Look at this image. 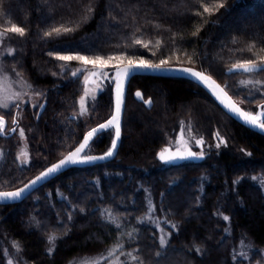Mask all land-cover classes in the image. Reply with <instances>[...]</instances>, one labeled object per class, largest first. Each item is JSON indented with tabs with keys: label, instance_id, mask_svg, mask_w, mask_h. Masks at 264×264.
Segmentation results:
<instances>
[{
	"label": "trees",
	"instance_id": "1",
	"mask_svg": "<svg viewBox=\"0 0 264 264\" xmlns=\"http://www.w3.org/2000/svg\"><path fill=\"white\" fill-rule=\"evenodd\" d=\"M220 2L218 11L198 15L205 4ZM13 25L25 35L7 32ZM62 26L73 30L45 35ZM0 30L14 48L7 65L44 99L41 111L17 109L15 125L27 131L28 166L17 162V131L0 134V190L25 184L114 110V82L107 79L90 118L79 116L85 71L72 72L92 65L59 61L50 52L122 57L108 62L111 70L141 59L194 66L246 111L264 105V71L227 72L264 57V0H0ZM133 89L151 97L152 107L133 97ZM12 113H4L7 120ZM184 121L203 139L204 158L161 161L167 132ZM113 139L112 130L101 132L87 153L107 152ZM149 206L160 226L148 219ZM159 227L167 234L164 245ZM115 245H123L125 264H264V135L190 79L135 75L112 160L71 167L21 202L0 203V264H72Z\"/></svg>",
	"mask_w": 264,
	"mask_h": 264
},
{
	"label": "snow or ice",
	"instance_id": "2",
	"mask_svg": "<svg viewBox=\"0 0 264 264\" xmlns=\"http://www.w3.org/2000/svg\"><path fill=\"white\" fill-rule=\"evenodd\" d=\"M224 4L223 2H220L218 4H213L212 6H208L207 4L204 5L203 7V12L198 13V15H203L205 13L207 14H212L214 11H218L220 8H223ZM73 29L66 28V27H57L52 29V31L46 32V36H52L53 33L59 35L62 32H70ZM7 32L17 34L19 36H24L25 35V30L23 27H19L16 25H13L11 28L7 29ZM195 35V33H193ZM4 38V33H0V40ZM136 44H142L143 47L147 48L148 45L144 44L143 41L141 40H136ZM159 45V42H157ZM251 50V49H250ZM14 50L9 48L8 52L12 53ZM261 51H264L262 49ZM50 56L55 55V58L59 61H80L85 65L91 64L93 65V68L97 69L95 71H88L87 75L84 76V83L87 86L90 82L95 83V81H92V77L96 78H106L107 73L102 71V68L107 65V63L114 58L116 59H122V57H113V56H108L107 59H105L102 56H95V57H88L84 55H60V54H54V53H49ZM168 61L167 60H161L159 64H151L148 61H145L141 59L139 63L134 62L133 60H128V67L123 68V69H117L116 71V78H117V83H116V101H115V112L112 115V117L104 124H100L98 128H92L90 131L86 133V135L83 138V142L79 144L77 148H75L74 151L69 152L67 156L64 158L60 159L58 163L53 164L51 167H49L46 171L42 172L40 175L36 176L34 180L30 182V184L25 185L23 188L14 191V192H0V200H5V199H16L19 198L23 195V193L26 190H29L31 187H34L37 183L40 181L46 179L48 176L59 172L62 168L67 167L68 164H77V163H89L92 161H95L97 159H104L107 157H111L114 154V150L117 148V142L120 139L121 135V125H120V115H121V108H122V103H123V83L126 79H128L132 73L137 69V68H150V69H159L163 65H165ZM61 67H64V65H61ZM234 69H239L244 72H254V71H264V57L260 58V63H257L255 60H247L243 63H236L233 65ZM84 71H87L86 69H78L76 71L72 72L73 76H78L81 75ZM181 71L191 75L193 78L198 79L199 81L208 84L209 87H212L215 85L213 88V91L216 89H219L220 92L224 94V96L227 98V104L226 106L229 108V110L234 113L235 115L241 117L244 119L245 122L252 124L254 126L259 127L261 130H264V112H261L259 115H253L250 111H244L242 108L237 106L235 103L231 101V97L227 96V93L224 92V89L220 87V85L216 84L215 81L211 80L210 76H207L205 73L200 72V71H195L191 68H184L181 69ZM19 75V74H18ZM55 75V73H53ZM6 79V78H5ZM252 81H241V84L247 85L251 84ZM89 96V92L87 91V88L85 89L84 96L81 97L79 103L81 105V111L80 115H84L87 112V109L84 107L85 105V98ZM136 96L138 98H142L141 93L137 92ZM92 100L95 101L96 97L93 95ZM20 99V94L19 93H12L9 94L8 88L5 86L2 91H0V109H8L11 107V102L14 100ZM223 102V101H222ZM146 103L151 106L150 101H146ZM18 107V105H16ZM262 108H264V105H261ZM15 122V121H14ZM5 120L2 115H0V134H3L2 130L5 126ZM17 129L12 128L11 131L15 132ZM107 130H112L114 132V139L111 142L110 150L106 152L104 156H92L88 155L87 152L90 149V141L94 144V137H98L101 132L107 131ZM19 134L21 136H24V130L20 129ZM217 136L219 137V134L217 133ZM180 139L184 142V148L183 151H178L177 153L173 154L171 153L170 149H164L159 153V157L161 160H164L165 162L171 163L177 159H189V158H194L197 156H203V152L197 153L191 150V148L188 145V141L184 139V129L181 128L180 132ZM221 143H226L223 141L222 138H220ZM195 144L198 146H203L204 141L203 139H195ZM217 147L220 146L218 143L216 145ZM166 153H168L166 155ZM22 155H27L26 152H23ZM225 220H228V217H224ZM115 223V221L113 220ZM119 227V225H116ZM131 235V233H129ZM49 243L54 244L57 237L55 234H52L49 236ZM160 243L161 245H164L166 243L164 235L160 236ZM19 247V245H17ZM123 245H119L117 249H114L108 253L109 256H112L115 254V251L119 250V248H122ZM51 251V249H50ZM123 254V253H122ZM128 255L131 257L133 261L138 260L139 257L132 255L131 253H128ZM243 255V253L241 254ZM108 257H101L99 259L93 260L88 262V264H101V259L106 260ZM115 264H120L119 261L115 262Z\"/></svg>",
	"mask_w": 264,
	"mask_h": 264
},
{
	"label": "rangeland",
	"instance_id": "3",
	"mask_svg": "<svg viewBox=\"0 0 264 264\" xmlns=\"http://www.w3.org/2000/svg\"><path fill=\"white\" fill-rule=\"evenodd\" d=\"M0 33H4V38L2 40H0V91H2L3 88L6 86L8 88L9 94H12V93H19L20 94V99L12 101L10 108L0 109V115L5 117L4 113L6 111H10L11 109H13L14 114L12 113L13 114L12 118L8 119V126L6 128L7 129L6 131L8 133V132H11L12 128L17 129L16 130L17 135L15 138L16 143L18 144L17 155H16L17 162L19 163L20 166L26 167L31 163L32 158H31V154H30V150H29V142H28L27 131H26L25 125L21 124L18 128H17V125H15L16 120L20 119V115H18L17 109H19V110L21 109V111H22L27 105H29L34 110L36 108L37 109L41 108L43 106L44 99L42 97V94H40L38 91H32L31 90V84H30L29 80L24 75L20 74L19 72H15V71L12 72L13 70H11L9 68V66L7 65V61L5 58H6V56L12 54V53L8 52V49L11 48L14 50V48L10 44V39H9L7 32L5 30H0ZM108 64L109 63H107V65H105L102 68V71L107 73V77L106 78L93 77L91 80L95 81V83L90 82L87 86L84 83V76L87 75V72L97 70V69L93 68V65H92L91 70H87L83 74V89H82L81 95L79 96V101H80L81 97L84 96V92H85L86 88H87V91L89 92V96L85 98V105H84V107L87 109L86 114L80 115L81 105H80V103H78V111H79L78 114L83 119L88 120L90 118V107L93 106L95 101H96V99H95V101H93L91 97L93 95H95V97L97 98L98 94L107 87L106 82H105L107 79H113V82H114L113 91H114V106H115L117 78L114 75H112V73L110 72L111 69H110ZM135 92H136L135 89H133L131 92V95L133 97L135 95ZM16 105H18V107H16ZM250 112L253 115H259L261 112H264V108L259 107L258 109L254 110V111H250ZM181 128L184 129V139L188 141L189 147L193 148L197 153L203 152V154H204L203 146L201 147V146H198L195 144V139H201V138L197 137V135L194 133V131L192 129V125L189 124V122H185V121L178 127V129H176V130L173 129L171 131L169 130L167 132L168 143L163 147V149L166 146H170L172 149L177 148V149L183 150L184 142L180 139ZM20 129L24 130V133H25L24 136H21L19 134ZM23 152H26L27 155L26 156L22 155ZM88 155H91V154H88ZM92 156H97V155H92ZM148 219L152 223L158 224L160 226L159 221H157V219L153 215L151 206H149ZM159 228H160L161 235H164L165 240H166V238H167L166 231L162 227H159ZM117 248H118L117 245H115V247L107 248L99 254L75 258V259H73L72 264H88V262L99 259L101 257H108L106 260L101 259V264H115V262H117V261H119L120 264H125V260L122 256L123 255L122 251L119 250V252H118V250H117V251H115L114 255H112V256L108 255V253L110 251L117 249ZM129 259L132 261L130 256H129ZM127 261H129V260H127ZM19 264H21V263H19ZM22 264H24V263H22Z\"/></svg>",
	"mask_w": 264,
	"mask_h": 264
},
{
	"label": "water",
	"instance_id": "4",
	"mask_svg": "<svg viewBox=\"0 0 264 264\" xmlns=\"http://www.w3.org/2000/svg\"><path fill=\"white\" fill-rule=\"evenodd\" d=\"M136 63H139V62H136ZM128 67V63H124V64H121V65H118L116 67H114L112 70H111V73H113V75L116 77V71L117 69H123V68H126ZM184 68H191L195 71H200V72H203L205 73L207 76H210L211 77V80L215 81L216 84L220 85L221 88L224 89V92L227 93V96L228 97H231V95L226 91V89L223 87V85L216 79L214 78L213 76H211L210 74L194 67V66H189V65H183V64H170V65H163L161 68L159 69H150V68H137L133 73L132 75L126 79L123 83V103H122V108H121V115H120V125H121V135H120V139L119 141L117 142V148L114 150V154L111 156V157H107V158H104V159H97L95 161H92V162H89V163H77V164H68L67 167H64L62 168L59 172L57 173H54L50 176H48L46 179L40 181L39 183H37L34 187H31L29 190H26L23 195L19 198H16V199H5V200H0V203L1 204H15V203H18V202H21L22 200H24L27 196H29L33 191H35L37 188H39L40 186H42L43 184H45L46 182H48L49 180H51L52 178L56 177L57 175L61 174L62 172L66 171L67 169L71 168V167H83V166H88V165H94V164H99V163H104V162H108L110 160H112L118 153V150H119V147H120V144H121V140H122V134H123V121H124V114H125V108H126V101H127V95H128V88H129V84H130V81L131 79L135 76V75H138V74H149V75H158V76H173V77H183V78H187V79H190L196 83H198L199 85H201L202 87H204L208 92H210L215 98L216 100L224 107V109L230 114V116H232L235 120H237L238 122H240L241 124L257 131V132H260L264 135V130H261L259 127L257 126H254L252 124H249L247 122L244 121L243 118L235 115L234 113H232L229 108L226 106L227 104V98L224 96V94L222 92L219 91V89H216L215 91H213V88L215 87V85H213L212 87H209L208 84H205L201 81H199L198 79H195L193 78L191 75L181 71V69H184ZM95 71V70H94ZM228 73H236V72H244L242 70H239V69H234L233 66L231 68H229L227 70ZM93 78V77H92ZM91 78V79H92ZM139 92L141 93V96L142 98H138L136 96V93ZM135 97L138 101H141L145 104L146 107L148 108H151L152 105H153V100L151 99V97H148V98H144V94L141 90H136L135 92ZM115 101H116V96H115ZM146 101H150L151 102V106H149L148 103H146ZM223 101V102H222ZM231 101L233 103H235L237 106H239L240 108H242L232 97H231ZM44 107V105L41 107V110L42 108ZM243 109V108H242ZM244 111H246L245 109H243ZM115 112V106H114V110L112 112V114L106 119L104 120L103 122L95 125L93 128H98V126L100 124H104L106 123L111 117L112 115L114 114ZM4 117V116H3ZM4 120H5V126L2 130L3 134H5V130L8 126V120L6 117H4ZM92 129V128H91ZM90 129V130H91ZM89 130V131H90ZM14 132L11 131V134H13ZM86 135V134H85ZM84 135V136H85ZM84 138V137H83ZM83 138L81 139V141L79 142L82 143L83 142ZM96 137H94L95 139ZM92 143V141H90V144ZM79 144L74 147L73 149H71L69 152L71 151H74L75 148H77L79 146ZM170 149L171 150V153L175 154L177 153L178 151H183L181 149H172L170 146H166L164 149ZM191 148V147H190ZM164 149H161L158 151L157 153V157L158 159H160L159 157V153L161 151H163ZM110 150V149H109ZM108 150V151H109ZM192 151L196 152L193 148H191ZM69 152H67L66 154H64L61 158H59L58 160L52 162L51 164H49L47 167H45L44 169H42L40 172H38L36 175H34L29 181H27L25 184H23L22 186L20 187H17V188H13V189H6V190H0V192H14V191H17L21 188H23L25 185H28L30 184V182L32 180H34L36 178V176L40 175L42 172L46 171L49 167H51L53 164H56L59 162L60 159L64 158L65 156H67L69 154ZM106 153L104 154H101V155H97V157H100V156H104ZM168 153H166L167 155ZM204 158V154L203 156H197V157H194V158H189V159H192V160H195V161H200ZM161 160V159H160ZM185 160H188V159H177L171 163H180L182 161H185ZM163 162H165L164 160H161Z\"/></svg>",
	"mask_w": 264,
	"mask_h": 264
},
{
	"label": "flooded vegetation",
	"instance_id": "5",
	"mask_svg": "<svg viewBox=\"0 0 264 264\" xmlns=\"http://www.w3.org/2000/svg\"><path fill=\"white\" fill-rule=\"evenodd\" d=\"M144 98H148V97H144ZM40 111H41V108H40Z\"/></svg>",
	"mask_w": 264,
	"mask_h": 264
}]
</instances>
